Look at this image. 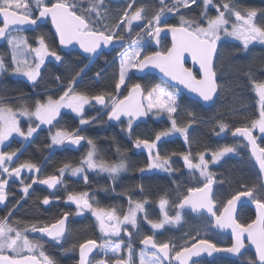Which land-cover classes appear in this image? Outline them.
<instances>
[{
	"label": "trees",
	"instance_id": "1",
	"mask_svg": "<svg viewBox=\"0 0 264 264\" xmlns=\"http://www.w3.org/2000/svg\"><path fill=\"white\" fill-rule=\"evenodd\" d=\"M57 0L48 2L55 3ZM96 2V0H92ZM175 0H103L100 12L103 14L101 25L120 23L123 12L127 10L131 14L135 8H142V16L151 18L161 7H171ZM79 7L85 10L90 8V0H78ZM129 3L134 4L133 9H128ZM223 3L235 5L242 15H246L250 8H255L259 15V25L264 28V0H213L208 7L207 15L215 17L218 13L216 6ZM33 16L37 9L32 7ZM203 11L202 0L190 6L189 9L180 8L179 11L165 12L164 24L179 26L180 15L185 19L195 18L200 21ZM230 24L234 21V15L226 13ZM92 20L96 21L97 16L92 13ZM206 20L203 21V25ZM145 20L139 26H135L127 32L126 28H113L114 33L124 36L122 40L125 46L120 50H113L106 54L98 53L92 59H85L76 52L61 53L58 50L57 42L50 30L49 24L39 26L35 31L24 34L28 43L35 47L38 38L43 35L45 42L50 45V50L56 51L62 57L61 62L49 60L41 68V76L37 82L30 83L24 79L15 78L10 75L14 69L11 52L6 45L0 46V58H2L5 69L0 75V105L11 106L15 112L27 107L30 111L35 110L37 101L46 102L48 96L58 99L63 91L73 80L72 87L89 95L101 93H115V84L118 82L119 66L116 60L117 54L122 51L133 40H137V33H142L145 28ZM163 24V25H164ZM170 42L167 38H160L156 47L152 45L151 39L145 46L144 54H151L155 51H164L169 48ZM214 71L219 95L214 105L208 109L198 103L179 95L177 112L173 115L177 126L186 127L188 135V154L195 160L199 153L205 155L213 154L219 149L228 146L234 147V156L222 159L218 164L210 167L215 182L213 198L216 201L217 209L221 210L236 192L243 188L255 189L254 195L257 198H264V191L261 187L260 178L254 167L246 146L241 140H233L231 132L236 127L250 126L252 120L258 119L259 109L257 98L253 91V84L264 82V46H254L245 49L241 44L232 41L219 43V51L215 62ZM197 77V74L195 73ZM57 77L60 79L57 80ZM139 83L145 94L156 85L162 82L153 75H145L142 78L129 76L126 85L118 94L122 99L127 94L131 84ZM106 102H108L106 100ZM109 108L103 110L95 106L93 101L90 107L86 108L82 117L72 113H62L58 120L49 129H38L34 138L22 148V143L13 141L11 150L19 151L21 163L30 162L40 168V172L33 183L29 180L25 185L31 184L29 192L25 195L20 191L19 185L11 184L7 190L6 203L0 206V221H6L10 226L22 231L31 229L32 224L37 226L51 225L62 218L65 213L70 220L62 246L52 242H42L46 255L54 258L56 264H77L78 249L81 243L93 239L100 243V234L96 221L90 215L77 217V210L67 200L70 193L79 194L87 192L88 196L95 200V206L107 210L120 208L125 212L130 200L135 203H143L144 217L138 221V232L141 236L153 235L154 240L163 243L168 242L181 249L185 244L191 245L193 238L208 239L220 248L230 246V240L212 231L211 223L204 217H194L183 213L184 221L176 227H168L162 232L154 233L146 226L145 221H159L161 219L160 201L166 200L168 204V215L174 217L177 212V205L186 196L190 188L201 187L203 183L197 176L185 169L184 163H179L171 173L145 174L141 169L147 167L149 158L145 152L137 151L135 148L136 139H148L154 141L157 134L162 131H169L171 122L168 119L154 121L150 117L144 125H132L127 130V122L121 120L112 124L108 119ZM192 113V115H189ZM95 117L93 120L92 118ZM90 120L88 124L81 125L80 119ZM220 123L228 127L220 132ZM29 125L22 123L25 129ZM122 128L124 130H122ZM60 130H69L86 137L77 150L66 147L50 150L51 137ZM87 139H92L96 146L95 159L98 163L108 165L124 164V173L117 180L97 174H88V180L74 179L68 176L61 182L59 189L49 191L40 185L39 181L48 176L56 175L59 169L70 165L71 168L80 167L82 161L91 146ZM264 147V138L259 143ZM22 148V149H21ZM158 151L162 156L172 157L174 155L171 140H162L158 145ZM209 158V157H208ZM48 197L50 203L44 205L43 199ZM17 210L13 212L14 208ZM13 212V213H12ZM180 213V212H179ZM147 217V218H145ZM254 220V213L250 206L240 208L237 215V222L242 224L251 223ZM133 239L139 241L134 235ZM135 247H138L134 243ZM254 260L250 252H246L239 260L216 258L211 262L203 260L197 264H248V259ZM101 261L99 256L91 260L92 263ZM109 264V259L105 258Z\"/></svg>",
	"mask_w": 264,
	"mask_h": 264
},
{
	"label": "snow or ice",
	"instance_id": "2",
	"mask_svg": "<svg viewBox=\"0 0 264 264\" xmlns=\"http://www.w3.org/2000/svg\"><path fill=\"white\" fill-rule=\"evenodd\" d=\"M203 11L201 12L200 21L195 18L189 20L185 19L184 15H180V24L172 25L165 23L162 24V16L165 12L179 11L181 7L189 9L191 4L197 3V0H175L171 7H161L151 18L142 16V8H135L129 15L125 10L123 18L120 23H110L106 26L100 24L103 14L100 8L103 5V0H90V8L85 10L79 7L78 0H57L51 3L50 6L44 0H35V5L38 9V17L33 18L32 6L25 0H0V17H2V26H0V38H7V42L12 46L13 56L12 60L18 66L14 69L15 74H21L27 77L28 81L35 83L38 77L41 76V67L44 65L47 57L51 56L56 62H61L62 57L56 51L50 50V45L45 42V37L41 35L38 38V47H32L27 39L21 36L13 35L11 29L14 26L36 25L37 20L41 18H50L55 32L59 39V44L62 46L72 45L76 43L82 49L83 53L95 54L101 47H108L114 40L122 41L123 35L114 33L113 28L117 29H131L134 21L145 20L144 34L147 37L154 38L156 43L160 42L161 34H171V47L164 51H155L151 54H144L141 58V48L138 46L140 41L133 40V45H137L132 52H123L118 54L120 59V70L118 82L115 84V93H101L97 95H89L76 91L72 84L73 80L68 84L67 90L58 99L48 96L46 102L37 101L35 111H30L27 107L20 110L19 115L24 117H35L39 123L36 126L29 125L25 133L19 126L17 113L11 106L0 105V145L4 144L13 133L27 139L37 131L40 125H53V121L60 115L62 108L71 109L73 113L78 116L83 115L86 105H90L92 101L96 104L109 108L108 118L114 121H120L121 117H128L127 130L132 129L133 121L146 117L150 113L159 116L166 113L171 120V128L169 131H162L156 135L155 141L148 139H136L135 147L140 148L143 146L148 150L150 156L149 169H164L169 170V158L167 156H160L157 153L152 155L153 150L157 148L158 141L162 137H167L171 132L180 133L184 140L188 142L187 128L177 126L176 119H173V114L177 112L180 105L177 102L178 90H172L170 86L156 85L144 95L142 86L139 83L131 84L127 95L122 99L118 98L120 90L126 85V78L128 77L130 69H138L143 71L148 67H153L159 70L168 81L176 85H183L184 88L192 93H196L204 102L213 101L214 95L217 93L216 72L214 71V58L218 52V42L221 40L222 35L233 37L240 40L245 49L253 41H258L264 44V28L257 27L253 23V18L256 17L257 11L251 10L247 15H242L235 5L230 3H223L221 6L217 5V15L215 17L207 15V10L213 4V0H202ZM161 5H164V0H160ZM128 9H133L134 4L129 3ZM92 13H95L97 20H92ZM226 13L235 15L237 21L241 23H232L229 30L230 20ZM206 20V26H203V21ZM137 36L143 38L142 33H137ZM26 52L35 54L34 66L27 59H18ZM185 53L189 54L192 61L199 65V69L203 73L200 79L193 74L190 68L185 67L184 57ZM6 70L5 64L0 58V71ZM60 78L57 77V80ZM255 89L259 96V118L252 120L250 126L236 127L233 131L234 136H241L247 141L246 146H250L252 156L255 157L259 164L261 173H264V147L260 146L257 142V137L253 135V129L259 130L264 134V82L256 83ZM106 100L108 102H106ZM155 110V111H154ZM192 115V113H189ZM93 120L95 117L92 118ZM90 120L81 118L80 124H88ZM220 132H224L228 127L225 123H220ZM122 130H124L122 128ZM86 137L79 134V130L73 133L69 130H60L52 135L51 140L55 145H62L65 141L74 146H78ZM87 143L91 149L87 152V157L84 163L88 169H97L112 174V178H116L123 168L124 164L108 165L105 163L97 164L93 157L95 155L96 146L92 139H87ZM234 147L225 146L212 154V162L215 163L222 156L235 152ZM16 152H0V168L9 177L15 176L20 178L21 170L27 169L28 171L39 170L37 165L30 162L21 163L18 167L11 170L5 166L6 162H11ZM186 166L189 169H197L200 176L204 177L206 182L203 187L190 188L188 195L184 197L178 207L183 208L190 206L193 212L202 213L206 211L213 219L215 226L220 229H231L234 243L231 247L220 248L216 244L210 242L208 239H195L193 238L190 246L185 244L181 249H177L175 245L170 247V243H159L154 240L153 235H146L141 240L145 246H151L157 252H153L152 256L145 261L143 258L140 264H164L165 261L174 260L176 264H189L192 257H198L202 252H207L211 255L213 252H228V253H241L245 248L244 237L247 236V241L255 248L258 260L248 259V264H264V198H257L254 195L255 189L249 188L236 192L223 204L222 211L217 209L216 201L213 198V174L208 171V161L205 160L204 153H199L198 164H193L188 154H181ZM70 165H65L60 169L63 175L65 169L70 168ZM143 171V169H141ZM84 172L83 167L71 168V174L76 176ZM87 182V175L84 176ZM23 185L22 191L25 195L28 194L31 184L24 185L23 180L20 181ZM8 183L7 179H0V202L5 201L6 193L5 187ZM33 183H36L34 180ZM39 183L47 185L49 188L55 187L60 183V180L55 176H48L46 179L40 180ZM250 198L255 204L258 212L256 219L248 224L238 223L235 213L237 210V202L241 198ZM67 200L75 204L77 214H82L85 210L91 214L99 222L100 230L105 235L119 237L122 231V225H131L132 228L137 227V213L144 211L143 203L135 202L134 207H129L123 218L117 215V209L112 208L107 210L103 207L94 206L88 199L87 192L79 194L70 193ZM44 205H48L50 200L45 197L42 201ZM133 202L130 200V204ZM167 204L166 200L160 201L161 211L164 213V219L160 222L148 220V223L153 229H162L166 223H178L181 220L179 212L174 217H170L164 211ZM68 214L65 213L64 217L57 220L51 225L37 226L32 224L31 231L44 234L54 241L59 242L61 237L65 234V221ZM147 218V217H145ZM28 229L20 231L17 228L10 226L6 221H0V264H56L54 258L46 255L43 250V245L39 242H33L27 235L24 234ZM123 231L126 235H131L127 228ZM14 233V235H13ZM124 241L113 242L110 240L104 241L99 246L93 239H89L79 245L80 259L79 264H91L89 259L90 253L98 246L106 252L113 253L117 257L115 264H133L132 261V245L129 242L127 245L128 258H120V253ZM27 252V255L23 253ZM38 252V256L37 253ZM174 252V256L170 253ZM6 253H11L8 255ZM143 257V253H142ZM42 258V259H41Z\"/></svg>",
	"mask_w": 264,
	"mask_h": 264
},
{
	"label": "rangeland",
	"instance_id": "3",
	"mask_svg": "<svg viewBox=\"0 0 264 264\" xmlns=\"http://www.w3.org/2000/svg\"><path fill=\"white\" fill-rule=\"evenodd\" d=\"M50 1H53V0H44V2H45L46 4H47L48 2H50ZM197 1H199V0H197ZM255 1H258V0H255ZM25 2L30 3L31 6H32L33 8L37 9V7H36V5H35V0H25ZM191 5H193V4H191ZM182 8H183V7H182ZM250 9H251V10H256V9L253 8V7L250 8ZM256 11H257V10H256ZM129 15H130V14H129ZM246 15H247V14H246ZM246 15H245V16H246ZM258 15H259V13H258V11H257V15H256V17L253 18V23H254L255 26H257V27H262V26L259 25ZM165 16H166V14H164V15L162 16V18H161V19H162V24H161V26L164 24V18H165ZM233 21H234L233 23H241L240 21H237V20H236L235 15H234V20H233ZM141 23H142V20H141V21H134V22L132 23L131 29H132L133 27H135V26H139ZM203 26H206V22H205V24H204ZM228 27H229V30H230V29H231V24H230V23H229ZM125 28H126V27H125ZM131 29L129 30V29L126 28V31L129 32V31H131ZM144 31H145V28L143 29V32H142V36H143V38H141V37L139 36V38L137 39V40L140 41V43H139L138 46L141 48V58H142V56H143V51H144V49H145V46L148 44L149 40L151 39L150 37H147V36L144 34ZM13 35H17V36H21V37H24V38H25V36H24L23 34H20V33H16V34H13ZM225 40H227V41H232V42H237V43H239V44H241V45L243 46V44H242V42H241L240 40H237V39H235V38H233V37L223 36V35H222V38H221V40L219 41V43H221L222 41H225ZM7 46H8V48H9L10 52H11V56H13V49H12V46L9 45L8 42H7ZM38 46H39V43H38L35 47H38ZM136 46H137V45H133V43L131 42L129 45H127V46H126L122 51H120L118 54L123 53V52H132ZM254 46H264V44H262V43H260V42H258V41H253L251 44H249V46H248L247 48L254 47ZM243 47H244V46H243ZM118 54H117V56H116V60H117V62H118V66H119V70H120V59H121V57H120ZM18 59H27V60H28L33 66H34V63H35V54H34V53H31V52H26L23 56L18 57ZM49 60H53V61H55V59H54L53 57L49 56V57L46 58L45 63H46L47 61H49ZM45 63H44V64H45ZM13 64H14V69H15L18 65H17L16 63H14V62H13ZM42 67H43V66H42ZM42 67H41V68H42ZM14 69L10 72V75H11L12 77L20 78V79H24V80L28 81L27 77H25V76H23V75H21V74H15V73H14ZM132 70H133V69H130V70H129V74H128V77L126 78V82H127L128 78H129V76L131 75ZM2 72H4V70H3V71H0V75H1ZM28 82H30V81H28ZM30 83H32V82H30ZM259 83H260V82H259ZM255 84H256V83L253 84V91H254L255 96H256V98H257V105H258V109H259V112H260V107H259V96H258V93H257V91H256V89H255ZM159 85H161V86H165L164 83H161V84H159ZM122 89H123V87L121 88V90H122ZM171 89H172V90H176V89H173V88H171ZM121 90H120V92H121ZM146 94H147V93H146ZM146 94H145V95H146ZM179 95H180V93H179V91H178V92H177V102H178ZM90 105H91V104H90ZM90 105H86L85 108H84V111H85L86 108L90 107ZM34 111H35V110H34ZM154 111H155V110H154ZM19 112H20V111H17V112H16V113H17V118H18V120H19V126L21 127V129H22L25 133L27 132V129H28L29 126H28L27 128L24 129V128L22 127V125H21V123H22L23 121H24V123H26V124H28V125L31 124L32 126H36V125L39 123V121L36 120V118H35L34 116L31 117V118H29V117H24V116H20V115H19ZM63 112H66V113H72V114H74L75 116H78V115H76L75 113H73L71 109L62 108V109L60 110V115H61ZM174 114H175V113H174ZM174 114H173V115H174ZM60 115L57 117V119H56L55 121H53V124L58 120V118L60 117ZM78 117H81V116H78ZM148 117H150V118H151L152 120H154V121H159V120H161V119H168V120L171 122V120L168 118V115H167L166 113L161 114V115H159V116H156V115H153L152 113H150V114L148 115ZM258 118H259V116H258ZM51 126H53V125H40L38 129H49ZM38 129H37V130H38ZM36 132H37V131H36ZM36 132L33 133V135H32L31 137H28L27 139H25L24 137L19 136V135L16 134V133H13V135H12L7 141H5L4 144H2V145L0 146V152H9L8 149H7V147H8V145H9V143H10L13 139H16V140H18V141H21V142H23L24 144H27V143L30 142L31 139L35 136ZM54 134H55V133H54ZM54 134H53V135H54ZM253 135L257 137V141H258V143H259V141H260L262 138H264V134H261V133L259 132L258 128H257V129H253ZM162 140H171V142H172V144H173L174 155H173L171 158L168 157V158H169V165H168L169 170H168V171H165L164 169H159V168H157V169H149V168H148V165H149V163H150L151 161H150V156H149L148 150L145 149L143 146H141L140 148H136V147H135L136 150H137V151L145 152V153L147 154L148 158H149V163H148L147 167L143 169L142 173H145V174H154V173H160V174L165 173V174H167V173H168V174H169V173H171V172L174 170L175 167H177V166L179 165V163H185L184 160H183V156H182L181 154H188V142H186V141L184 140L183 136H182L180 133H177V132H171L170 135H168L167 137H162L160 141L156 142V143H157V148H156L155 150H153V152H152V155H153V156H155L157 153H159V151H158V145L160 144V142H161ZM154 141H155V140H154ZM65 143H66V141H65ZM65 143H64V144H65ZM64 144H62V145H64ZM62 145H55V144L52 143V140H51L50 149L53 150V149H55L56 147H61ZM5 148H6V149H5ZM90 149H91V148H89V150H90ZM89 150H88V151H89ZM88 151H87V152H88ZM159 155L162 156V154H160V153H159ZM188 155H189V154H188ZM234 155H235L234 152H233V153L226 154V155L222 156V157H221L218 161H216L215 163L212 162V154L205 155V156H204V157H205V160H207V161L209 162V163H208V171L211 172V171H210V167H212V166L218 164L222 159H224V158H226V157L234 156ZM189 156H190V155H189ZM86 157H87V153H86V155H85V157H84V159H83V161H82V164H81V166H80V167H83V168H84V172L79 173V174H77L76 176H73V175L71 174V170L65 169L63 175H64V176L71 177V178H74V179H83V180H84V176H85V175H88V174H97V175H100V176H104V177H108V178H110V179H113V178H112V174H110V173H108V172H105V171H101L99 168H97V169H88L87 165L84 163ZM162 157H163V156H162ZM208 157H209V158H208ZM14 158H15V156L13 157V159H12L11 162H6V165H5V166H7L9 169H10V167H11L12 162L14 161ZM93 159H94V161H96L95 156L93 157ZM190 159H191V161H192L193 164H198V163L200 162L199 157H198L197 159H195V160H193L191 157H190ZM96 163L99 164L97 161H96ZM185 169H186L187 171H189V172L195 174V175L197 176V178H198L203 184L206 182L205 178L200 176V172H199V170H197V169H189L187 166H185ZM25 172H26V173H28V172H29V173H32V172L34 173V170H32V171H28L27 169H25ZM123 173H124V168H123L118 174H116V178L113 179V180H117V179H119V177H120ZM62 177H63V176H62ZM0 179H7L8 182L10 181V178H8V177L6 176V173L3 172V169H2V168H0ZM15 180H19V178H15ZM249 188H251V187L243 188V190H246V189H249ZM88 199H89V201H90L91 203H93L94 206H95V200L92 199V198H89V197H88ZM3 202H4V201H3ZM3 202H0V205H2ZM69 203H70L71 205H73L74 207H76L75 204H73V203H71V202H69ZM134 204H135V203H132L131 205H129V207H134ZM129 207H128V209H129ZM159 208H160V204H159ZM116 209H117V215H119V216L121 217V219L123 218V214H126L127 211H128V209H127L125 212H122L120 208H116ZM110 210H111V209H110ZM160 210H161V208H160ZM144 211H145V210H144ZM144 211H143V212H138V213H137V225H138V221H139V219H140V218L143 219V217H144ZM164 211H166L167 214H168V204H166ZM90 214H91V213H90ZM182 214H183V213H180V215H181V220H180L178 223H166L165 226H164L162 229H153V228L151 227V225H150L147 221H145V224H146V226L149 228L150 231L155 232V233H156V232H161V231H163L164 229H166V228H168V227H176V226H179V225L184 221V217H183ZM83 215H84V212H83L82 214H77V213H76V216H77V217H78V216L80 217V216H83ZM91 216H92V218H93V219L96 221V223H97V226H98V230H99V233H100V237H101L102 243H103L104 241H106V240H110V241H113V242H119V241L122 240V234H120L119 237H115V236H111V235H105L103 232H101V230H100V226H99V222L96 220V218H95L92 214H91ZM163 219H164V213L161 211V219H160L159 221H157V222H160V221H162ZM124 228H127L128 232L131 233V235L134 234L136 237H138V235H140V233H141V231L138 232V226H137L136 228H132L131 225H122V231H123ZM22 231H24V230H22ZM30 231H31V230L29 229V230H27L26 232H24V234L27 235V236L29 237L30 240H32V239L30 238ZM122 231H121V233H122ZM13 235H14V233H13ZM127 236H128V235H127ZM33 242H34V241H33ZM6 254H8V255H12L11 253H6ZM27 254H28L27 252L23 253V255H27ZM36 254H37V256H38V252H37ZM100 254L102 255V258H103V259H104V258H107V259H116V258H117L116 256L113 255V253H111V252H106L105 250H102L101 248H100ZM120 257H121L122 259H125V260L128 258V251H127V247H126V244H125V243L122 245V249H121ZM150 257H151V255H145V254H143V257H142V252H141V251H139V250H138V251H136V250H135V251L132 250V261H133V264H140V261H141L142 258H143L145 261H147ZM38 258H39V256H38ZM41 259H42V258H41ZM95 264H108V263H106L105 261H102V262H98V263H95Z\"/></svg>",
	"mask_w": 264,
	"mask_h": 264
},
{
	"label": "water",
	"instance_id": "4",
	"mask_svg": "<svg viewBox=\"0 0 264 264\" xmlns=\"http://www.w3.org/2000/svg\"><path fill=\"white\" fill-rule=\"evenodd\" d=\"M116 1H118V0H116ZM36 17H38V11L36 13L35 18ZM47 22L49 23L50 30H51V32H52V34H53V36H54V38H55V40L57 42L58 50L61 53H64V54L69 53V52H76L81 57H83L85 59H92L100 52L108 54L112 50H120V49H122L125 46V43L123 41L114 40L113 43L111 45H109L108 47H103L102 46L101 49H99L97 51V53H95V54L83 53L82 49H80L79 45L76 44V43H73L72 45H68V46H62V45L59 44L58 36H57V34L55 32V28L52 25L50 18L38 19L36 25L14 26L10 31H11L12 34H16V33L23 34V33L33 32L39 26L44 25ZM0 24L2 26V17H0ZM161 38H167L169 40V42H170V46L169 47H171V34L170 33H168V34L162 33L161 34ZM6 42H7V38H0V46L5 45ZM152 45L154 47L157 46L156 40L154 38H152ZM218 51H219V43H218ZM217 55H218V52H217ZM217 55L214 58V67H215V62H216ZM184 63H185V67L190 68L193 71L194 75H195V73L197 74V79H200L202 77L203 73L199 69V65L197 63H194L192 61L190 55L187 54V53H185ZM131 74H132V76L134 78H137V79L138 78H142L145 75H153V76L157 77L160 82L164 83L165 85L170 86V88L178 90L181 95L185 96L189 100H192V101L198 103L200 106H202L203 108H206V109H208V108H210V107H212L214 105V103L216 102V100L218 98V95H219V90L217 88V93L214 95L213 101L204 102L202 100V98H200L196 93L190 92L189 90L184 88L183 85H176L173 82L168 81V79L166 77H164L163 74L160 73L158 69L153 68L151 66L146 68V69H144L143 71H140L138 69H133ZM216 82H217V80H216ZM142 91H143V89H142ZM143 93L145 95L144 91H143ZM93 102L99 109H101V110L105 109L103 106L96 104L95 101H93ZM148 118H149L148 116L140 117V118L134 120L133 124H135V125H144V124H146L148 122ZM120 120H128V117L122 116ZM110 121H111L112 124H115V123L118 122V121H114V120H110ZM233 131L230 134L231 139H233V140H241L244 143V145L246 146L247 145V141L241 136H234L233 135ZM82 142H83V140L81 141V143L78 146H74L71 143L67 142V146L69 148L75 150V149H78L80 147ZM246 148H247V153L249 155V158L251 159L254 167L257 170V173H258L259 178H260L261 187L263 188V191H264V173H261V171L259 169V164L257 163L255 157L252 156L250 146H246ZM185 166H186V164H185ZM201 187H203V185ZM214 187H215V182L213 184L212 195H214ZM187 195H188V193L186 194V196ZM181 201L179 202V204L181 203ZM178 205H177V210L180 213H188V214H190V215H192L194 217H201L202 216V217L206 218L211 223L212 231L217 233V234H220V235H223V236L227 237L230 240V242H231V245L229 247L232 246V244L234 243V238H233V234H232V230L231 229H220V228L216 227L215 223H214V219L206 211L202 210V213L193 212L191 210L190 206H185L183 208H180V207H178ZM243 206H250L251 207V209H252V211L254 213V220H255L258 210H257L255 204L252 202V200L250 198H246V197L245 198H241V201L237 202V210H236V213H235L236 219H237V215H238V212H239L240 208L243 207ZM221 211H222V209H221ZM84 213L85 214H90L91 212L88 211V210H85ZM68 223H69V217L65 221V233H66V230H67ZM34 234L38 235V236H41L42 238L47 237V239L53 240L52 238H50V237H48V236H46L44 234H41L39 232H34ZM244 242H245V248L241 250V253L213 252L211 255H209L207 252H202L200 256L192 257V259L189 261V264H195V263L200 262L201 260H204V259L207 260L208 262H211L212 260H214L216 258H226V259H230V260H238L246 251L251 252L253 254V256H254V259L258 260V257H257L256 252H255V248L248 243L246 235L244 237ZM97 245L99 246L98 243H97ZM98 246L93 250L92 253H90L89 259H91L93 256L98 254V252L100 250V248ZM140 248H141L142 251H144L145 253H148V254H152L153 252H157L156 249L151 248V246H145L142 243H140ZM157 255H160V254L157 252ZM170 256H171V254H170ZM79 259H80V253H79V249H78V264H79ZM112 264H115V261ZM164 264H169V261H165ZM171 264H176V262L174 260H172Z\"/></svg>",
	"mask_w": 264,
	"mask_h": 264
},
{
	"label": "flooded vegetation",
	"instance_id": "5",
	"mask_svg": "<svg viewBox=\"0 0 264 264\" xmlns=\"http://www.w3.org/2000/svg\"><path fill=\"white\" fill-rule=\"evenodd\" d=\"M116 1V0H115ZM119 1V0H118ZM37 11H38V9H37ZM37 13V12H36ZM36 13H35V15L33 16V18H35V16H36ZM48 23V22H47ZM46 24V23H45ZM49 24V23H48ZM0 26H1V24H0ZM42 26V25H41ZM163 26V25H162ZM50 27V26H49ZM35 31V30H34ZM21 34V33H20ZM24 34H26V33H23V35ZM151 42H152V38H151ZM6 44H7V42H6ZM5 44V45H6ZM113 51V50H112ZM60 52V51H59ZM53 61V60H52ZM127 95V94H126ZM94 103V102H93ZM96 106V105H95ZM97 107V106H96ZM63 113H65V112H63ZM121 121V120H120ZM125 121H128V120H125ZM111 122V121H110ZM119 122V121H118ZM22 123H24V121L22 122ZM22 123H21V125H22ZM116 124V123H115ZM135 125V124H134ZM38 131V130H37ZM34 138V137H33ZM32 138V139H33ZM31 139V140H32ZM13 141H18V140H16V139H13L10 143H9V145H8V147H7V149H8V151L9 152H13V150H11V144H12V142ZM19 142H21V141H19ZM31 142V141H30ZM258 142V141H257ZM22 143V148L25 146V145H27V144H24L23 142H21ZM83 143V142H82ZM82 145V144H81ZM80 145V146H81ZM1 146V145H0ZM63 147H66V148H68V149H71V148H69L68 146H67V141H66V143L64 144V145H62L61 147H56L55 149H53V150H51V151H54V150H56V149H59V148H63ZM21 148V149H22ZM6 149V148H5ZM247 149V148H246ZM71 150H74V149H71ZM75 150H77V149H75ZM20 151V150H19ZM19 151H15L16 152V155H15V158H14V161L12 162V164H11V167H10V170L12 169V168H15V167H18L20 164H21V162L19 161V155H20V152ZM39 172H40V168H39V170L37 171V170H34V173L32 172V173H26L25 172V169H22L21 170V175H20V178H19V180H15V178H17V177H15L14 175L13 176H11V177H9L8 175H7V173H6V176L8 177V178H10V181L7 183V185H6V187H5V193H6V199H5V201L3 202V204L2 205H4L5 203H6V200H7V190H8V188H9V186L11 185V184H14V185H19V187H20V191L21 192H23L22 191V188H23V185L21 184V180H23V182H24V185L29 181V180H32V182L37 178V176H38V174H39ZM59 180H60V183H58V184H56L55 185V187H53V188H49L47 185H43V184H41L40 183V185L41 186H43V187H45V188H47L49 191H55V190H57V189H59L60 188V186H61V182H62V180L65 178V176L64 175H61V172H60V169L57 171V174L55 175ZM63 176V177H62ZM36 182H37V180H35ZM89 198H91L90 196H88ZM93 199V198H92ZM70 204V203H69ZM2 205H0V206H2ZM17 208H18V206H16L15 208H14V210H13V212H15L16 210H17ZM75 209H76V207H75ZM77 210V209H76ZM12 212V213H13ZM84 215H90L91 216V214H85L84 213ZM64 217V216H63ZM62 217V218H63ZM69 217V216H68ZM79 217V216H78ZM81 217V216H80ZM61 219V218H60ZM69 220H70V218H69ZM69 224V223H68ZM138 226V225H137ZM68 227V226H67ZM29 230V229H28ZM67 231V230H66ZM162 232V231H161ZM155 233V232H154ZM156 233H159V232H156ZM100 234V233H99ZM122 240L124 241V243L126 244V247H127V245H128V243L130 242L131 243V245H132V250H136V251H141L143 254H145V255H151L152 256V254H148V253H145L144 251H142L141 250V248H140V243H141V240L144 238L143 236H141V235H138V237H137V239L139 238V241L137 242V241H135L134 239H133V236H134V234H132V235H126L125 234V232L124 231H122ZM66 235V233L64 234V236ZM64 236L63 237H61V239H60V241L59 242H57V241H54V240H49V239H47V237H45V238H42L41 236H38V235H35L34 234V232H32V231H30V238L32 239V241H34V242H39V243H41L42 244V242L43 241H45V242H52V243H54V244H56V245H58V246H62L63 245V243H64V240H63V238H64ZM100 239H101V237H100ZM98 243V242H97ZM134 243H136L137 244V246L138 247H135V245H134ZM99 245L100 244H102V240H101V242L100 243H98ZM230 245H231V242H230ZM172 246V244H170V247ZM229 247V246H228ZM246 252H249V251H246ZM245 252V253H246ZM244 253V254H245ZM251 253V252H250ZM171 254V256H174V252H172V253H170ZM243 254V255H244ZM252 254V253H251ZM242 255V256H243ZM253 255V254H252ZM95 256H99L100 258H101V261H99V262H102V261H105V258L103 259L102 258V255L100 254V250H99V252H98V254H96ZM95 256H93L91 259H90V261L95 257ZM241 256V257H242ZM240 257V258H241ZM254 257V256H253ZM121 258V257H120ZM239 258V259H240ZM117 259V258H116ZM116 259H109V264H112ZM238 259V260H239ZM205 260V259H204ZM255 260V259H254ZM201 261H203V260H201ZM200 261V262H201ZM207 261V260H206ZM198 263V262H197ZM197 263H195V264H197ZM77 264H78V257H77ZM92 264H95V263H92Z\"/></svg>",
	"mask_w": 264,
	"mask_h": 264
}]
</instances>
